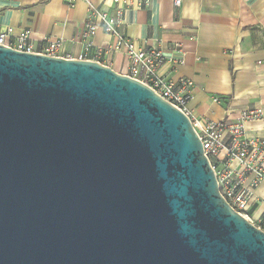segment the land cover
<instances>
[{
  "label": "water",
  "instance_id": "water-1",
  "mask_svg": "<svg viewBox=\"0 0 264 264\" xmlns=\"http://www.w3.org/2000/svg\"><path fill=\"white\" fill-rule=\"evenodd\" d=\"M0 264H264V229L151 86L0 44Z\"/></svg>",
  "mask_w": 264,
  "mask_h": 264
},
{
  "label": "crops",
  "instance_id": "crops-1",
  "mask_svg": "<svg viewBox=\"0 0 264 264\" xmlns=\"http://www.w3.org/2000/svg\"><path fill=\"white\" fill-rule=\"evenodd\" d=\"M111 10L113 0H0V32L12 26L13 41L28 31L36 49L61 40L64 55L84 52L82 33L89 4ZM122 31L138 44L160 48L166 57L161 77L179 84L191 79L188 105L201 121L235 120L249 107L264 109V0H122ZM88 58L127 74L130 58L115 49V38L99 24ZM97 50L101 54L97 55ZM220 97L215 101L214 97ZM248 136L264 137V117L246 125ZM246 216L259 225L264 216V181Z\"/></svg>",
  "mask_w": 264,
  "mask_h": 264
},
{
  "label": "built area",
  "instance_id": "built-area-1",
  "mask_svg": "<svg viewBox=\"0 0 264 264\" xmlns=\"http://www.w3.org/2000/svg\"><path fill=\"white\" fill-rule=\"evenodd\" d=\"M74 6L76 0H64ZM115 6L111 10L98 8L89 4L88 15L84 21L82 41L84 52L79 59H87L88 51L94 46L93 37L99 24L115 38L114 48L123 49L130 58L127 75L137 78L151 86L158 94L182 109L192 120L203 144L204 153L212 165L223 197L239 212L246 215L252 201L261 202L256 197V188L264 181V137L248 136L246 125L250 121L264 117L262 107H249L240 111L235 120L224 118L220 121H201L194 117L189 109L191 95L188 89L193 84L191 79H182L179 84L158 75V68L166 60L162 50L138 44L122 31L125 7L122 0H113ZM149 0H142L148 3ZM182 0H175L180 5ZM14 34L12 26L0 32V44L10 45L20 50L39 52L53 56H63L61 40H48L40 50L30 41L28 31L17 35L13 41L8 40ZM97 50V55L101 54ZM220 101V97H214ZM264 229V216L258 225Z\"/></svg>",
  "mask_w": 264,
  "mask_h": 264
}]
</instances>
